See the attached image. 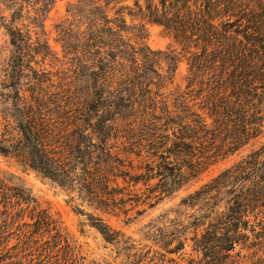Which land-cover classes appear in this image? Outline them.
Masks as SVG:
<instances>
[{
    "label": "trees",
    "instance_id": "1",
    "mask_svg": "<svg viewBox=\"0 0 264 264\" xmlns=\"http://www.w3.org/2000/svg\"><path fill=\"white\" fill-rule=\"evenodd\" d=\"M56 1L0 0V25L20 73L51 55L45 20ZM70 15V31L63 30L70 84L51 92L41 69L23 89L19 74L0 153L72 199L130 220L135 207L189 189L211 165L264 135V0H78ZM150 24L164 27L182 51L152 50ZM184 58L185 89L176 84ZM34 201L0 179V264H62L63 255L83 264L59 220ZM179 208L145 224L139 241L89 216L122 264H264V143ZM28 211L32 222L23 221ZM14 227L30 254L10 257L19 246L9 247Z\"/></svg>",
    "mask_w": 264,
    "mask_h": 264
},
{
    "label": "rangeland",
    "instance_id": "2",
    "mask_svg": "<svg viewBox=\"0 0 264 264\" xmlns=\"http://www.w3.org/2000/svg\"><path fill=\"white\" fill-rule=\"evenodd\" d=\"M77 1L78 0L56 1L54 8L45 20L46 38L52 49V53L44 62L41 60V57H38L40 62L38 64L32 62L31 65L33 69L27 67L23 73H20V70L15 68L12 64L11 55L13 46L11 44V39L6 28L0 25V135L5 124L4 116L10 109V97L13 96L15 92L10 86L19 78V74L23 75V81H21L23 89L28 87V83L31 84L30 82L32 79L29 78L33 77L36 71L42 72L41 69H46L42 77L47 80V85H49V90L51 92H58L60 89L57 87L61 82L70 84V50L65 48L66 40H68L70 36H66L63 30L68 29L70 31V22L73 19L70 15V5L77 3ZM9 14L10 12H5L4 15L9 17ZM25 24H28V21H26ZM20 26L26 30V27L22 26V24H20ZM37 30L39 31L40 29L38 28ZM32 34L33 38L36 39L37 35L35 32H32ZM130 37L133 38V41L138 40L135 33L130 34ZM146 42L151 49L156 52L166 53L173 49H177L178 52L182 51L173 36L170 35L164 27L158 24L148 25ZM187 74L188 62L186 58H184L176 76V84H181L184 89L187 85ZM211 120L213 119L208 118L210 123L212 122ZM263 143L264 135L235 154L225 159H220L217 163L211 165L198 180L193 182L189 189L186 188L182 190L174 196L165 199L158 205L154 207L145 205L135 207L131 211L132 219L130 220L128 216L124 214L115 215L98 211L88 206L77 196L72 199V195L69 191L64 190L48 179H43L36 172L25 169L16 158L7 157L1 153L0 179H8L10 180L11 186L25 189L26 193L35 200L32 203V207L34 206L33 204H36L40 209H48L54 218L59 220L64 237H68L69 240L77 246V252L80 254V257H82L81 262L83 264H122L123 258H116L117 252L115 246L107 243L99 230L92 225L89 216L90 213L103 218L113 229L117 231L120 230L125 233L126 236H131L139 241L143 238L145 224L170 209L179 208L181 200L190 192L211 181L222 171L245 157L253 148L260 147ZM138 210L143 211V213L141 215L137 214ZM179 210L183 212L188 211L186 207L179 208ZM29 214L30 212L28 211L23 221L32 222ZM175 216L176 213H171V217ZM10 232H12V234L9 238V247H13L19 243L15 251L9 250L10 257L11 255L15 256L17 253H19L20 256L30 254L28 244L24 243V236H22V234L19 236L18 233L20 232L16 230L15 227L13 229L11 228ZM50 239L51 238H49L47 234L44 239L41 238L40 243L45 247V242ZM63 244H65V242ZM59 257H61L60 261L62 264H70V260L68 259L70 256L67 257L63 255V258L62 256ZM43 258L42 256L40 257V259ZM64 258L69 261L66 263ZM16 259L17 258H13V260ZM26 259L29 260L28 258H25V260ZM36 260H38V258H36ZM11 261L12 259L8 258L5 262ZM45 261H48V259L44 258V262Z\"/></svg>",
    "mask_w": 264,
    "mask_h": 264
}]
</instances>
